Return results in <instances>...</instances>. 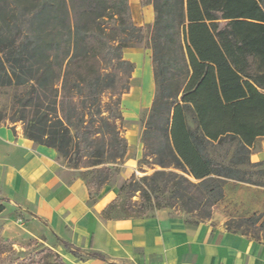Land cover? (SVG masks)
<instances>
[{
	"label": "trees",
	"instance_id": "obj_1",
	"mask_svg": "<svg viewBox=\"0 0 264 264\" xmlns=\"http://www.w3.org/2000/svg\"><path fill=\"white\" fill-rule=\"evenodd\" d=\"M149 2L150 29L132 19L129 0H0V91L11 92L13 110H0V124L20 121L59 160L116 161L127 141L102 96L115 104L128 93L136 64L124 50L146 41L156 92L143 141L162 169L136 189L140 209L166 207L159 197L168 192L210 218L226 180L264 186V168L250 159L264 137V0ZM224 148L222 159L211 154ZM227 228L260 240L264 213Z\"/></svg>",
	"mask_w": 264,
	"mask_h": 264
},
{
	"label": "crops",
	"instance_id": "obj_2",
	"mask_svg": "<svg viewBox=\"0 0 264 264\" xmlns=\"http://www.w3.org/2000/svg\"><path fill=\"white\" fill-rule=\"evenodd\" d=\"M149 8L146 19L132 14L137 25L154 22L151 3ZM148 52L135 67L130 90L141 81L152 104L155 77L151 49ZM134 101L135 97L124 99L127 105ZM250 159L259 165L255 169L264 168V137L253 143ZM63 167L58 152L26 138L23 126L0 124V196L50 223L63 245L90 250L91 264H264V242L228 230L227 219L193 223L164 208L145 221L104 217L109 202L91 203L87 185L80 179H64ZM229 181L237 188L233 194L237 215L264 213V186ZM228 193L225 188L224 200ZM94 251L105 258L92 255Z\"/></svg>",
	"mask_w": 264,
	"mask_h": 264
},
{
	"label": "rangeland",
	"instance_id": "obj_3",
	"mask_svg": "<svg viewBox=\"0 0 264 264\" xmlns=\"http://www.w3.org/2000/svg\"><path fill=\"white\" fill-rule=\"evenodd\" d=\"M149 1L129 0L132 14L139 15L140 19L148 17ZM144 25L150 29L152 24ZM146 43L144 41L140 45L125 49L124 58L135 62L136 65L142 63L143 58H147L149 53L148 48L145 47ZM134 71L131 74L129 95L123 94L119 103H112V100L118 98L112 97L109 91H105L102 96V107L106 110L104 115L107 116L110 112L115 114L119 133L127 141L125 155L117 158L116 161H106L102 164H93L94 159L88 153L76 164L74 160L65 158H61L60 162L64 165L62 168L64 179L68 181L80 179L89 187V192L92 193L91 203L101 199L107 200L108 204L114 202L112 207L105 210V214L110 218L145 221L148 218H155L157 211L162 210L150 207L143 213L140 209L142 191L136 189L144 186L143 178L162 169V166L154 162V157L144 145L143 131L152 105L146 100L141 81L132 88V91L130 90ZM10 94L11 92L8 93L6 90L0 91L1 111L8 110L9 113L13 111L9 108ZM128 97H135L133 104L124 103V99ZM15 124L17 127L23 126L20 121ZM225 150V148L211 150V154L222 159ZM234 185L235 183L229 180L223 183L224 196L226 188L229 192L228 197L224 200L223 196L213 205L210 218H202L207 210L189 211L177 200L171 199L168 192L161 193L159 200L161 205H166L164 209L177 213L185 221L205 223L211 220L215 223L222 218L227 219V223L235 228L239 219L244 217L237 215L239 213L235 209L233 194L237 188ZM154 197L153 194L152 198ZM4 204L5 209L0 213V264H91L90 250L72 249L70 246L63 245L50 223L34 217L28 208L18 206L11 201H5ZM243 230L244 226L240 227V231ZM248 235L253 237L251 233ZM259 238L261 242H264V231L260 233Z\"/></svg>",
	"mask_w": 264,
	"mask_h": 264
}]
</instances>
